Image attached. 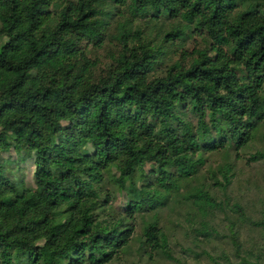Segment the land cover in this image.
<instances>
[{
	"label": "trees",
	"instance_id": "obj_1",
	"mask_svg": "<svg viewBox=\"0 0 264 264\" xmlns=\"http://www.w3.org/2000/svg\"><path fill=\"white\" fill-rule=\"evenodd\" d=\"M137 17L184 22L163 32V44L194 30L209 44L189 67L153 77L163 47L133 31ZM113 19L121 48L97 77L81 44L101 47ZM1 38L0 153L14 149L36 169L35 187H22L0 165V264H109L130 244L129 220L164 205L205 154L249 146L264 122V0H0ZM67 135L94 155L79 162ZM113 169L127 214L101 221L111 197L100 184ZM230 184L229 168L216 185ZM195 197L219 207L207 191ZM144 235V246L173 260L156 223ZM234 239L240 259L227 264H264L243 257Z\"/></svg>",
	"mask_w": 264,
	"mask_h": 264
},
{
	"label": "rangeland",
	"instance_id": "obj_2",
	"mask_svg": "<svg viewBox=\"0 0 264 264\" xmlns=\"http://www.w3.org/2000/svg\"><path fill=\"white\" fill-rule=\"evenodd\" d=\"M253 2V0H252ZM124 11V10H122ZM125 16H130L126 14ZM151 16V15H150ZM149 16V17H150ZM131 17V16H130ZM122 22L126 21L123 17ZM153 23H161L154 25ZM184 23L181 19L166 17L157 20L150 18H135L133 31L143 29L148 43L163 47L159 54L153 77H160L167 69L177 62L189 67L193 54L198 49H204L209 44V38L191 31L183 39L174 43L163 44V32ZM111 20L106 32L105 43L99 47L83 42L81 49L86 59L93 64V72L97 77H104L108 69L118 57L121 48L117 40L115 26ZM6 38L0 39V48L6 44ZM158 55V54H157ZM187 121L197 124V118L191 112L185 117ZM68 132H72L71 123H65ZM66 140L78 149L79 162L94 155L90 145L83 147L77 137L67 135ZM264 154V122L255 133L253 140L239 153L231 148L204 155L205 165L200 172L187 183L181 182L178 192H174L157 211L137 214L129 223L135 229L129 246L109 264H227L239 262L233 235L242 247V256L251 261L264 259V159L251 161L255 155ZM0 165L6 175L22 187H35L34 158L22 160L13 150L0 153ZM230 168L231 184L227 187L216 185L223 181V172ZM152 166L146 167V172ZM118 174L113 169L105 173L100 184L102 195H110L108 210L100 218L117 220L125 216L128 196L125 191L118 190L115 180ZM140 180L138 186H142ZM198 191H207L218 203L219 207H201L195 197ZM241 207L243 213L237 211ZM43 215H53L48 208L42 210ZM154 222L164 232L168 239L169 250L173 260L160 251L144 246L145 227ZM234 239V240H235ZM144 246V247H143Z\"/></svg>",
	"mask_w": 264,
	"mask_h": 264
}]
</instances>
